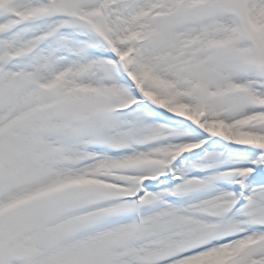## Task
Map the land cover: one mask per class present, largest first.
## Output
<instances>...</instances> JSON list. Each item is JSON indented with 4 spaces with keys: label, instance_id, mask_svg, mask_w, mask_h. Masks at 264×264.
<instances>
[{
    "label": "snow or ice",
    "instance_id": "obj_1",
    "mask_svg": "<svg viewBox=\"0 0 264 264\" xmlns=\"http://www.w3.org/2000/svg\"><path fill=\"white\" fill-rule=\"evenodd\" d=\"M0 264H264V0H0Z\"/></svg>",
    "mask_w": 264,
    "mask_h": 264
}]
</instances>
